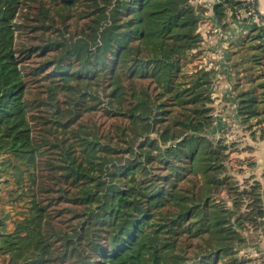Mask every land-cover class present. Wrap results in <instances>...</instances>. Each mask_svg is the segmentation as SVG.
<instances>
[{
  "label": "trees",
  "instance_id": "trees-1",
  "mask_svg": "<svg viewBox=\"0 0 264 264\" xmlns=\"http://www.w3.org/2000/svg\"><path fill=\"white\" fill-rule=\"evenodd\" d=\"M242 3L222 0L214 17ZM206 9L0 0V183L30 190L22 217L0 211V264H236L244 231L264 237V171L240 183L231 143L211 136ZM255 92H238L251 127Z\"/></svg>",
  "mask_w": 264,
  "mask_h": 264
},
{
  "label": "rangeland",
  "instance_id": "rangeland-1",
  "mask_svg": "<svg viewBox=\"0 0 264 264\" xmlns=\"http://www.w3.org/2000/svg\"><path fill=\"white\" fill-rule=\"evenodd\" d=\"M249 34L250 33L242 34L244 36L241 38V43H238L239 45L242 44V48L240 49V46L238 45L236 50L239 51L234 54V59H237L236 63L241 62V65L235 67V69L237 68L236 71H238L240 66L241 75L246 77L244 80L238 79L236 91L240 86H249L256 90L253 95L258 96V94L264 93V60L261 58L258 63H255L246 59V57L244 58L241 56L242 52L247 53L249 57L251 55H262L260 48H258V39H247L246 37H248ZM247 79L249 80V85L245 83ZM225 106L227 107V105ZM257 106L260 109H264V101L258 102ZM228 110L223 108V113ZM217 113H221V111H216L215 125L216 121L219 120ZM262 119H264V111L252 118V123ZM228 121L224 127L217 125V129L219 127V130L221 131L219 133L215 132L211 136L216 139H218L217 137H224L227 142L231 143L229 144L228 153L233 158L228 161L229 173H232L240 183H244L246 180L254 181L255 179H259L256 173L252 172V147L244 143L246 140L242 134V132L245 131L248 135L252 136L250 121L245 123L243 122L244 120L242 117H240L237 122L235 121L236 124L234 123L231 125L230 123L233 122ZM230 136L234 137L230 138ZM8 178L10 179V182L6 183V179ZM29 199V186L25 185L24 189H19L15 182V178L10 177L8 173H5L3 182L0 183V211L5 209V211L11 214L12 217L9 219V223H12V219L22 217V215L25 214L29 208ZM244 235L249 237V243L240 249V252L238 253L239 261L236 264H264V237L257 233L252 234V232L249 231H244ZM2 258L3 256H1L0 263Z\"/></svg>",
  "mask_w": 264,
  "mask_h": 264
},
{
  "label": "crops",
  "instance_id": "crops-1",
  "mask_svg": "<svg viewBox=\"0 0 264 264\" xmlns=\"http://www.w3.org/2000/svg\"><path fill=\"white\" fill-rule=\"evenodd\" d=\"M222 0H193L196 4H204L207 9L205 10L204 19L201 21L199 25V32L202 37L201 41V48L204 50L205 55L202 60V64L207 67V69H214L215 70V88L212 92V97L214 98L213 107L215 108L214 116L216 120V111L220 110L221 113L219 120L216 121V125L214 126V129L216 128L217 133H219L221 130H219V127L217 129V125L220 127H224L226 122H233L230 123L231 125L237 122V120L240 118L239 114L236 113L234 110L235 103L238 102V92L244 88V86L237 87V82L239 77L237 76V72L235 69L236 60L234 59V54L236 51V47L239 45L238 43H241V38L244 35H239L235 37V39L231 40V44L227 50H225V53L220 49V44H212L211 38H207L205 36L206 31L210 29L213 26L214 20H219L214 17V11L213 7L216 3L221 2ZM235 1H247V0H235ZM254 1L260 13L264 16V0H252ZM230 8H228L225 12V17L221 19L224 27L230 31ZM249 35H252L253 38H257L259 41L258 47L264 48V26L263 27H253L249 31ZM214 36L213 34H211ZM247 38V37H246ZM263 60H264V52L262 53ZM254 62V61H252ZM258 63V62H255ZM240 76V75H239ZM243 76V75H241ZM235 96V97H234ZM227 105V107L225 106ZM223 108H225L226 111L223 113ZM257 122V121H256ZM254 122V125L252 126V136L248 135L247 132H242V134L245 137V144L250 145L252 147V157L255 158V165L252 167V172L256 173L257 177L260 180H263L262 174L264 171V127L260 126L259 124H256ZM236 124V123H235ZM240 129V128H239ZM239 131V130H238ZM234 136H230L232 138ZM252 137V138H250Z\"/></svg>",
  "mask_w": 264,
  "mask_h": 264
},
{
  "label": "built area",
  "instance_id": "built-area-1",
  "mask_svg": "<svg viewBox=\"0 0 264 264\" xmlns=\"http://www.w3.org/2000/svg\"><path fill=\"white\" fill-rule=\"evenodd\" d=\"M231 30L228 31L223 22L214 20L213 26L206 31L205 36L211 38L212 44H220L225 53L231 44V40L241 34H247L253 27L264 26V16L260 13L257 4L252 0L244 1L229 12ZM199 30V29H198ZM213 34L214 36H212ZM235 97V96H234ZM234 110L238 113V104L235 103ZM219 116L220 114L217 113ZM216 129H213V134Z\"/></svg>",
  "mask_w": 264,
  "mask_h": 264
}]
</instances>
